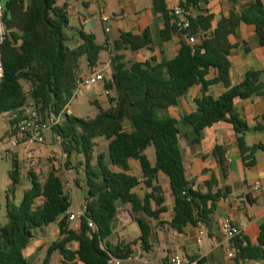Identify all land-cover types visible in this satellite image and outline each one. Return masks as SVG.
I'll use <instances>...</instances> for the list:
<instances>
[{
	"label": "trees",
	"instance_id": "1",
	"mask_svg": "<svg viewBox=\"0 0 264 264\" xmlns=\"http://www.w3.org/2000/svg\"><path fill=\"white\" fill-rule=\"evenodd\" d=\"M152 2L153 11L161 13L165 23L164 29L158 32L160 47L169 42L176 31H181L186 38L206 34L194 44L183 41L175 58L162 59L155 65L149 61L128 62L120 53L143 48L152 50L149 30L141 35L120 34L113 44L112 81L106 84L108 90L115 91V96L109 99L110 106L107 109L99 106L92 119L66 115L53 129L68 158L83 157L86 210L78 229H73L68 221L72 199L54 167L44 182L38 175L29 173L30 187L21 202L12 200L21 176L15 161L9 173L7 222L0 223V264H32L25 258L24 250L34 231L54 223L58 224L60 238L48 248L43 264L49 263L54 252H59L64 262L78 260L81 264H107L110 257L125 259L132 254L130 244L118 245L112 250L107 240L112 236L118 208L127 204L131 205L141 232L132 244H140L143 251L149 252L151 220L167 212L158 183L160 172L169 178L175 201L170 228L183 233L187 225L205 222L216 203L230 194V189L207 194L193 190L185 176L179 143L183 136L191 144L198 143L202 131L220 121L234 126L245 167L256 165V153L264 151V144L252 147L245 144L244 135L249 126L234 113V106L238 100L263 94L264 70L247 72L240 84L232 85L230 54L233 45L229 37L241 23L249 24L255 26L264 45L263 2L256 0L240 15L232 12L213 29L212 15L190 16L186 30L179 27L178 18L167 9L164 0ZM200 2L181 0L180 6L185 10L198 9ZM3 3L8 35L2 46L5 75L0 81V116L18 112L31 100L38 103L43 112L61 113L75 97L82 74L81 60L85 58L91 70L97 68L100 54L108 45L98 44L93 33L80 32L82 44L70 48L68 12L55 0H3ZM211 69H216L218 76L206 80ZM215 83H222L226 88L217 99L208 95L209 86ZM24 84L29 87L28 92ZM195 85H201L202 89L196 111L180 120L168 116V108L177 105L179 98ZM127 125L129 131L125 128ZM187 129L189 133L184 132ZM100 138L108 141V153L95 155ZM151 146L155 150L153 166L144 154ZM213 154L222 173L227 175L226 148L217 146ZM131 160L140 163L143 181L130 173ZM76 184L80 186L81 182L76 179ZM141 184L148 189L143 199L134 192ZM39 198H43V204L35 206ZM88 220L96 224V229L88 227ZM73 242L78 244L76 250L71 249ZM231 246L236 251L237 264L264 260V224L258 245L251 244L240 234L231 241Z\"/></svg>",
	"mask_w": 264,
	"mask_h": 264
},
{
	"label": "crops",
	"instance_id": "2",
	"mask_svg": "<svg viewBox=\"0 0 264 264\" xmlns=\"http://www.w3.org/2000/svg\"><path fill=\"white\" fill-rule=\"evenodd\" d=\"M55 1L59 7H64L68 12L69 27L67 31L71 37L68 43L69 47L76 48L82 44L80 32L93 33L98 44L108 45V49L104 50L108 53V60L102 62L103 65L111 64V57L115 53L113 44L122 32L141 35L149 30L153 41L152 50L143 48L137 52L121 51L120 53L125 56V60L128 62L149 61L155 65L162 59L171 60L178 54L181 43L187 41L186 36L181 31H176L172 33L169 42L164 43L161 47L157 44L158 32L164 29L165 23L163 15L153 11L152 0ZM255 1L201 0L198 9L190 8V14L192 17L198 14L212 15L213 29L222 18H228L232 12L240 15ZM260 1L264 4V0ZM164 2L167 9L173 12L175 7L180 6L181 0H164ZM104 17H109V22H104ZM195 36L199 42L202 33ZM229 40L233 45L230 54L232 85L240 84L247 72L264 70V45L260 42L255 26L241 23L235 34L229 37ZM81 67V77L88 76L86 73L89 70L92 74L99 69L97 67L98 69L91 70L86 59L84 64L81 63ZM217 76L218 71L211 69L205 79L213 80ZM225 91L226 88L222 83H215L209 86L208 95L217 99ZM90 97L93 100L99 99L103 103L106 102L101 85L91 88ZM201 97V85L191 87L179 98L177 105L168 108V116L180 120L184 116L192 114L196 111V101ZM234 113L249 126L248 132L244 135L245 144L249 147L264 144V92L262 95L254 96L249 100L236 101ZM125 128L127 131L130 130L129 125ZM184 132L189 133L190 129L184 130ZM238 137L230 122L220 121L204 129L200 141L196 144L189 143L184 136L180 139L185 176L190 187L202 194L224 192L228 187L230 194L227 197H222L216 203L205 222H199L196 226L187 225L184 232L179 233L169 226L174 216L175 201L169 178L160 172L158 183L163 190L167 212L162 213L158 219L151 220L150 244L152 248L149 252L143 251L140 244H132L140 237L141 232L140 230L134 232V224L137 223L134 220L131 205H125L123 209L118 208L113 233L107 242L112 250L118 245L130 244L132 254L122 259V264H167L168 258L176 253H184L192 261H198L199 264H237L235 258L227 255L228 238L221 230L225 223L237 228L240 234L244 235L251 244L258 245L261 225L264 224V151L256 153V165L254 167L246 168L238 146ZM217 146L226 148L227 175L222 173L219 162L213 154ZM148 148L144 154L153 166L155 153L148 152ZM25 165L27 167L26 163ZM129 165L130 173L143 181L144 175L140 163L131 160ZM80 176L81 185L77 187H84L82 191H85L86 178L84 172ZM211 181H214L212 185H210ZM257 182H259L260 187L255 191ZM147 191L148 189L144 184L134 190L141 199L144 198ZM248 194L252 195L250 203L243 198L244 195ZM79 199H76V207H70L71 213L77 212L79 207L86 203L83 194L80 195ZM40 203L42 205L43 201L38 199L36 204L40 206ZM70 224L72 227L73 223ZM201 228L204 229L205 235L202 244L198 245V232ZM59 238L60 231L57 223L37 228L24 250L25 258L32 264H43L48 248ZM77 248L78 244L73 242L71 249L76 250ZM72 263L81 264L78 260L64 262L61 254L54 252L48 264ZM246 264H264V260L248 261Z\"/></svg>",
	"mask_w": 264,
	"mask_h": 264
},
{
	"label": "rangeland",
	"instance_id": "3",
	"mask_svg": "<svg viewBox=\"0 0 264 264\" xmlns=\"http://www.w3.org/2000/svg\"><path fill=\"white\" fill-rule=\"evenodd\" d=\"M108 60V53L106 51L102 52L100 55V62L98 68L102 67V62ZM81 63H85V58L81 60ZM112 67V66H111ZM97 68V69H98ZM90 70L86 75H89ZM25 91H29V87L24 84ZM91 89L82 86L80 91L76 93L75 97L69 104V109L71 110V115H74L78 118H94L98 113V107L107 109L109 105V99L115 96V91L106 98V102H102L99 99L93 100L90 97ZM10 113H4L0 116V149H5L6 143L5 139L8 137L9 121L11 118ZM33 150L36 156L35 165L33 167H26L25 157L26 151ZM108 153V141L100 138L97 139V146L95 148V155L99 153ZM148 152L155 153L154 147L151 146L148 148ZM63 149L61 146V140L55 135L54 131H50L46 134V140L43 144L28 143L26 145L20 146L9 153H6L5 150L1 152L0 158V223L2 225L6 224V204H7V195L10 187V178L9 173L13 170L15 161L19 164L20 170V184L17 187L15 196L13 195L12 200L16 203H20L24 192L30 187L29 173H34L39 176L42 182L45 181L46 176L50 169L54 167L58 175L62 178L65 190L70 195V191H73L76 196L72 198V206L76 207L77 201L80 200V195L85 196V191H82V188H78L75 184V180L78 179L81 182L80 174L84 172L83 157L80 155H74L71 158L68 156L60 162L62 159ZM108 161V156L106 158ZM86 188V187H85ZM83 192V193H82ZM11 196V194L9 193ZM41 205V203H40ZM121 209L124 208L120 207ZM134 232L139 231L137 224H134ZM139 233V232H138ZM132 237V234H130Z\"/></svg>",
	"mask_w": 264,
	"mask_h": 264
},
{
	"label": "built area",
	"instance_id": "4",
	"mask_svg": "<svg viewBox=\"0 0 264 264\" xmlns=\"http://www.w3.org/2000/svg\"><path fill=\"white\" fill-rule=\"evenodd\" d=\"M4 3L3 0H0V81L4 78L5 68L2 58V46L6 41L8 31L4 21ZM191 11L183 9L181 6H177L173 10V15L176 16L179 20L178 25L182 30H186L190 26L189 18L191 16ZM109 17H104V22H109ZM109 31V30H107ZM206 33H202L205 35ZM187 41L190 44L197 42L196 36H191L187 38ZM112 81V67L111 64H105L92 74L81 77V80L78 82V89L75 91V95L80 91L82 86H85L89 89L94 88L98 85L103 87V95L107 98L113 91H110L106 88V84ZM71 110L69 105L59 114L55 112H43L40 109V105L35 101H29L25 106H23L18 112L12 113L9 121L8 137L5 139L6 147L5 149H0V158L1 152L5 150L6 153L13 151L14 149L19 148L20 146L26 145L28 143L43 144L46 140V134L60 125L66 118V115H71ZM59 138V137H58ZM67 157V154L63 151V159ZM36 156L33 150L26 151L25 163L27 167H33L35 165ZM259 182L256 183L255 191L259 189ZM66 191V190H65ZM71 199L76 196L73 191H70ZM40 201H43V198H39ZM38 200V199H37ZM73 203V202H72ZM35 206L38 204L35 203ZM86 210V205L82 204L77 212L71 213L68 211L69 223H73L72 228L78 229L79 221L81 217L84 216ZM201 224V223H200ZM88 227L92 230L96 229V224L88 220ZM222 232L228 238V244L226 246L227 255L229 257L235 258L236 251L231 246V241L237 236L240 235V231L230 225L225 223L221 228ZM205 231L201 228L198 232L197 243L198 245L202 244ZM122 259L116 257H110L107 264H122ZM167 264H199L198 261H192L184 253H176L171 255L168 258Z\"/></svg>",
	"mask_w": 264,
	"mask_h": 264
},
{
	"label": "water",
	"instance_id": "5",
	"mask_svg": "<svg viewBox=\"0 0 264 264\" xmlns=\"http://www.w3.org/2000/svg\"><path fill=\"white\" fill-rule=\"evenodd\" d=\"M248 203H250V200L252 199V195L248 194V195H244L243 197Z\"/></svg>",
	"mask_w": 264,
	"mask_h": 264
}]
</instances>
